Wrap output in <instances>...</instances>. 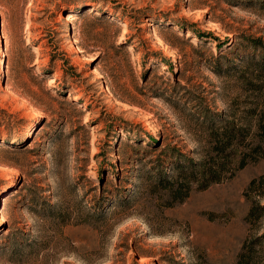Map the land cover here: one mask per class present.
Wrapping results in <instances>:
<instances>
[{"label": "rangeland", "instance_id": "374dc122", "mask_svg": "<svg viewBox=\"0 0 264 264\" xmlns=\"http://www.w3.org/2000/svg\"><path fill=\"white\" fill-rule=\"evenodd\" d=\"M0 34V264H264V0H0Z\"/></svg>", "mask_w": 264, "mask_h": 264}, {"label": "trees", "instance_id": "16d2710c", "mask_svg": "<svg viewBox=\"0 0 264 264\" xmlns=\"http://www.w3.org/2000/svg\"><path fill=\"white\" fill-rule=\"evenodd\" d=\"M169 44L173 46L172 43ZM260 120H262V122H259V128L264 132V114L260 117ZM211 124V139L214 144L210 146L209 156L203 163L204 165H196L192 162V165L188 166L190 169L187 170L182 166L179 168V174L175 178L170 177L167 179L158 176V182L163 183L162 187L174 200H180L186 196L190 187V182L192 181L198 183V188H204L210 182L220 180L223 171L230 162L231 154L226 151V149L232 141V137L235 135V128L232 127L230 121L222 123L221 128H217L218 125ZM254 150L256 151L257 149L254 148ZM212 151L216 154L212 155ZM216 155L218 157H215ZM242 164L243 161L241 160L240 165ZM168 204H171V202H168L167 205Z\"/></svg>", "mask_w": 264, "mask_h": 264}, {"label": "bare ground", "instance_id": "6f19581e", "mask_svg": "<svg viewBox=\"0 0 264 264\" xmlns=\"http://www.w3.org/2000/svg\"><path fill=\"white\" fill-rule=\"evenodd\" d=\"M72 18H73V16H72V14H68V15H66V20L67 21H71L72 20ZM74 21V20H73ZM72 21V22H73ZM6 24H8L7 22H5ZM4 20L2 19V21H1V26H3L4 27ZM6 27V26H5ZM2 33V32H1ZM1 35V34H0ZM3 36V35H2ZM1 37V36H0ZM4 52V51H3ZM167 52V51H166ZM168 54V53H167ZM87 58V57H86ZM91 58H93V57H91ZM90 59V58H89ZM92 61V60H91ZM86 62V61H85ZM2 68V67H1ZM96 69V68H95ZM94 69V70H95ZM97 73V72H96ZM12 91V90H11ZM13 92V91H12ZM14 93V92H13ZM1 212V211H0Z\"/></svg>", "mask_w": 264, "mask_h": 264}]
</instances>
